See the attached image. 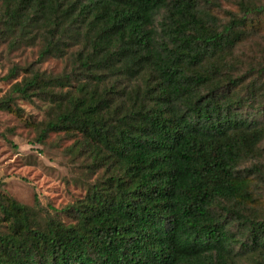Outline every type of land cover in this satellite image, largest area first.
<instances>
[{"label": "trees", "instance_id": "16d2710c", "mask_svg": "<svg viewBox=\"0 0 264 264\" xmlns=\"http://www.w3.org/2000/svg\"><path fill=\"white\" fill-rule=\"evenodd\" d=\"M202 1L0 0L12 49H76L60 75L12 67L0 111L42 100L38 141L96 175L67 222L0 195V264H264V65L235 57L264 0Z\"/></svg>", "mask_w": 264, "mask_h": 264}, {"label": "rangeland", "instance_id": "374dc122", "mask_svg": "<svg viewBox=\"0 0 264 264\" xmlns=\"http://www.w3.org/2000/svg\"><path fill=\"white\" fill-rule=\"evenodd\" d=\"M236 0H203L201 7L226 18L227 11H235ZM256 33L235 51L243 71L252 64L264 65V19L260 18ZM40 45L12 47L0 41V97L7 93L14 80L1 81L12 67H17L16 80L24 76L25 68H38L40 72L60 75L70 65L69 56L76 49L69 47L62 58L38 57ZM47 104L40 99L17 100L18 113L0 111V195L41 214L59 217L67 222L68 217L59 214L85 193L86 185L92 184L96 175L88 176L83 170L82 157H74L68 148L73 139L63 134H49L42 143L38 141L39 124L46 118ZM264 153V141L261 144ZM262 162L264 163V157ZM251 163L245 164L249 167ZM244 166V167H245Z\"/></svg>", "mask_w": 264, "mask_h": 264}]
</instances>
